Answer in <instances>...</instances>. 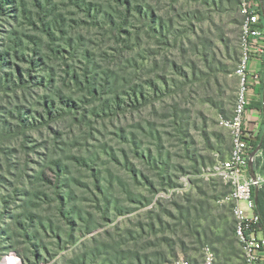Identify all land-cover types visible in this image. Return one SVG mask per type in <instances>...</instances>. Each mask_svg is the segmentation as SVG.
Wrapping results in <instances>:
<instances>
[{
  "label": "rangeland",
  "instance_id": "rangeland-1",
  "mask_svg": "<svg viewBox=\"0 0 264 264\" xmlns=\"http://www.w3.org/2000/svg\"><path fill=\"white\" fill-rule=\"evenodd\" d=\"M242 1L5 0L0 261L200 263L211 246L243 264L211 173L231 149Z\"/></svg>",
  "mask_w": 264,
  "mask_h": 264
},
{
  "label": "built area",
  "instance_id": "built-area-1",
  "mask_svg": "<svg viewBox=\"0 0 264 264\" xmlns=\"http://www.w3.org/2000/svg\"><path fill=\"white\" fill-rule=\"evenodd\" d=\"M241 7L244 19L235 70L238 89L231 117L221 120L229 131L231 149L226 159L212 167L211 173L230 188L226 200L231 205L243 264H264V230L257 203L264 190V170L260 164L263 149L254 145L263 120L259 111H249L250 91L262 82L261 73L252 71L251 63L264 58V20L257 1L243 0ZM0 264H22V261L17 253L9 252ZM176 264H217V255L211 246H205L200 263L180 258Z\"/></svg>",
  "mask_w": 264,
  "mask_h": 264
},
{
  "label": "crops",
  "instance_id": "crops-1",
  "mask_svg": "<svg viewBox=\"0 0 264 264\" xmlns=\"http://www.w3.org/2000/svg\"><path fill=\"white\" fill-rule=\"evenodd\" d=\"M251 70L252 71H259L262 75V82L261 84L256 88L255 93L253 94L252 98V104L249 107V111H259L262 116V125H261V134L264 132V58L262 60L253 61L251 63ZM263 158H264V151H263ZM260 161V164L262 168L264 167V160Z\"/></svg>",
  "mask_w": 264,
  "mask_h": 264
},
{
  "label": "trees",
  "instance_id": "trees-1",
  "mask_svg": "<svg viewBox=\"0 0 264 264\" xmlns=\"http://www.w3.org/2000/svg\"><path fill=\"white\" fill-rule=\"evenodd\" d=\"M255 1H257L261 5V14H262V18L264 20V5H263V0H255ZM4 5H5V0H1L0 1V10H3ZM254 145L255 146L261 145L262 146V149L264 151V132H263V134H261L259 136L257 142H255ZM263 160H264V158H263ZM263 170H264V168H263ZM257 203H258V210H259V213L261 215V221H262V226H263V230H264V190L258 196ZM234 235H235V227H234ZM241 258H242V256H241Z\"/></svg>",
  "mask_w": 264,
  "mask_h": 264
}]
</instances>
